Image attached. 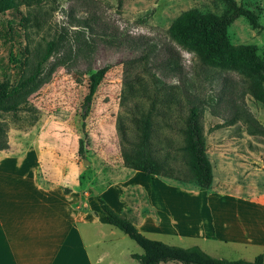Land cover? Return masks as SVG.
Listing matches in <instances>:
<instances>
[{"label": "rangeland", "instance_id": "obj_1", "mask_svg": "<svg viewBox=\"0 0 264 264\" xmlns=\"http://www.w3.org/2000/svg\"><path fill=\"white\" fill-rule=\"evenodd\" d=\"M235 1L257 13L260 29L238 18L227 29L228 40L232 45L255 47L264 67V0ZM193 8L219 14L223 6L219 0H56L0 13V82L9 73L10 87H16L39 65L43 79L16 110L0 111V152L13 154L18 166H28L31 153L39 151L52 181L71 171L72 183L89 190L94 187L92 192L97 190L107 203L129 182L120 195L125 214L145 217L135 226L150 239L155 236L151 233L155 219L149 200H167L180 193L194 201L213 191L221 195L264 193V104L248 91L246 78L232 70L204 66L167 34L172 21ZM101 68L106 73L83 121V135L80 106L89 76ZM144 82L150 91L154 82L162 93H172L180 99L182 109L188 105L198 108L212 168L209 190L199 189L189 180L180 150L182 138L175 130H162L160 135L171 143L172 163L181 177L185 175L183 182L123 166L117 117H128L127 111L136 102L145 111L149 109V98L140 99L136 94ZM129 84L136 98L127 97ZM261 89L264 95V81ZM174 116L171 124L178 127L181 123ZM79 139L83 140L84 159L77 154ZM119 182L121 186L104 196L99 194L100 188ZM193 215L199 227L200 212L193 211ZM207 216L209 228L217 222L218 213L208 211L203 217ZM115 231L123 237L125 247L142 253L135 242ZM159 241L191 244L168 238ZM195 243L211 256L229 260L250 261L263 252L264 262L261 248L237 253L206 239Z\"/></svg>", "mask_w": 264, "mask_h": 264}, {"label": "crops", "instance_id": "obj_2", "mask_svg": "<svg viewBox=\"0 0 264 264\" xmlns=\"http://www.w3.org/2000/svg\"><path fill=\"white\" fill-rule=\"evenodd\" d=\"M38 152L31 153L28 166H18L13 154L0 152V264H138L131 255L141 253L124 246L123 237L92 199L98 191L72 183L71 171L52 181ZM120 184L98 188L99 194L104 196ZM128 184L108 203L135 225L145 217L125 214L120 195ZM177 195L148 201L155 219L151 239L168 238L191 243L177 246L199 247L195 241L201 238L225 244L237 253L264 249V193L221 195L213 191L196 201ZM193 211L200 212L199 227ZM208 211L218 213L217 222L209 228L205 225L209 217H203Z\"/></svg>", "mask_w": 264, "mask_h": 264}, {"label": "trees", "instance_id": "obj_3", "mask_svg": "<svg viewBox=\"0 0 264 264\" xmlns=\"http://www.w3.org/2000/svg\"><path fill=\"white\" fill-rule=\"evenodd\" d=\"M219 1L223 6L219 14L202 12L196 8L188 9L172 21L167 34L179 47L196 56L204 66L232 70L246 78L249 81L248 91L256 100L264 104L261 89L264 67L256 56L255 47L232 45L227 37L228 27L238 18L245 19L251 28L260 29L258 15L250 7L235 0ZM55 2L56 0H0V13L19 5L38 6ZM105 73L106 68H101L89 76L87 92L80 106L83 135H85L83 121L90 111L93 97ZM42 83L40 65L30 78L16 87H10L9 73H6L0 82V111L6 113L16 110ZM128 86L130 91L127 92V97L136 98L132 84ZM141 87V91H136V94L140 99L149 98V109L145 111L143 106L136 102L132 109L127 111L128 117L120 114L117 117L116 130L123 166L146 175L162 176L183 182L185 175L181 177V171L172 163L175 158L169 151L172 148L171 143L169 139L160 135L162 130H175L182 138L180 150L189 180L197 188L209 190L213 183L212 168L206 154L205 136L198 108L188 105L182 109L180 99L175 98L172 93H162L154 82L152 91L145 82ZM173 116L181 123L178 127L171 124ZM155 117L159 118V122L154 121ZM77 154L84 159L82 139L78 140ZM95 199L107 223L126 235L142 250L140 255H131L138 264L166 262L264 264L262 254H258L250 261L229 260L213 257L195 245L182 247L147 238L129 219L115 211L103 198L96 195Z\"/></svg>", "mask_w": 264, "mask_h": 264}]
</instances>
